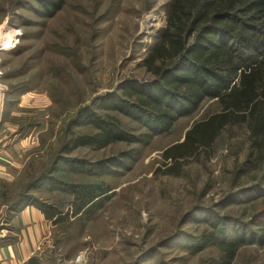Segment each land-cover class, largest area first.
<instances>
[{"label": "rangeland", "instance_id": "obj_1", "mask_svg": "<svg viewBox=\"0 0 264 264\" xmlns=\"http://www.w3.org/2000/svg\"><path fill=\"white\" fill-rule=\"evenodd\" d=\"M10 1L0 0V42L6 39L2 35L8 29L17 38L10 49L0 53V95L7 101L2 121L15 126L17 138L11 143L18 137L23 140L10 147L5 156L8 162L3 161L7 174L1 181L8 187L29 182L28 176L36 178L51 166L60 145L58 133L78 108L101 95L115 93L127 79L150 78L140 62L165 26L170 3L66 0L52 18L20 27L18 20L11 19ZM215 110L211 101H205L190 117L178 119L166 134L135 147L139 155L128 171L100 177L99 181L109 187L102 207L90 217L78 215L57 226L50 222L53 228L41 248V264H198L215 256L211 249L191 255L173 245L150 251L179 229L194 235L206 229L194 222L196 219L182 226L179 222L192 207L211 206L228 191L233 163L240 162L248 150L245 128H231L219 137L205 165L189 161L178 177L157 171L162 150L181 141L193 122ZM121 120L132 125L127 119ZM126 148L123 143L79 147L71 156L95 162ZM35 195L62 214L70 210L73 200L64 192ZM250 204H230L212 212L248 220L257 210ZM7 232L1 231L3 235ZM233 264H264V241L241 247Z\"/></svg>", "mask_w": 264, "mask_h": 264}, {"label": "trees", "instance_id": "obj_2", "mask_svg": "<svg viewBox=\"0 0 264 264\" xmlns=\"http://www.w3.org/2000/svg\"><path fill=\"white\" fill-rule=\"evenodd\" d=\"M65 5L66 0H11V19L18 20L20 27L34 25L52 18ZM140 65L150 75L148 80L127 79L115 93L101 95L69 116L58 133L60 145L47 170L36 178L28 176L29 182L19 186L8 187L0 181V207L5 210L0 233L8 231L0 235V246L15 241L9 220L28 206L39 209L55 226L78 215L90 217L102 207L109 191L99 178L128 171L139 155L135 147L166 134L205 101L217 110L193 122L181 141L162 150L157 171L178 177L189 161L205 165L219 137L231 128H245L248 150L240 162L233 163L228 191L211 206L192 207L179 222L182 226L196 219L206 229L198 235L179 229L150 251L165 245L191 255L211 249L215 256L198 264H233L241 247L263 243L264 0H170L165 26ZM6 105L4 98L3 112ZM116 143L127 148L95 162L71 156L79 147L105 148ZM81 177L93 180L82 182ZM42 191L69 193L70 210L62 214L45 203L35 195ZM240 203L257 209L248 220L212 212ZM196 214L200 217L195 218ZM25 264L41 262L31 257Z\"/></svg>", "mask_w": 264, "mask_h": 264}, {"label": "crops", "instance_id": "obj_3", "mask_svg": "<svg viewBox=\"0 0 264 264\" xmlns=\"http://www.w3.org/2000/svg\"><path fill=\"white\" fill-rule=\"evenodd\" d=\"M20 103H18V106ZM3 102L1 103V106ZM3 108V106H2ZM3 109L0 110V181L7 170L5 156L15 144H20L23 139H15L11 143V139L17 138L14 124H7L2 121ZM12 112H10V117ZM9 117V118H10ZM15 133V134H14ZM17 141L19 143H17ZM10 143V144H9ZM14 144V145H13ZM12 146V147H11ZM11 147V148H10ZM15 151V150H14ZM8 162V161H6ZM6 179V178H5ZM4 207H0V221L4 219ZM9 225L13 230L12 236L15 241L0 246V264H25L31 257L40 259L41 248L44 243L48 242L50 230L53 228L50 221L44 218L42 212L33 207L28 206L15 213L9 220ZM4 231V230H3ZM1 236H4L0 233Z\"/></svg>", "mask_w": 264, "mask_h": 264}, {"label": "built area", "instance_id": "obj_4", "mask_svg": "<svg viewBox=\"0 0 264 264\" xmlns=\"http://www.w3.org/2000/svg\"><path fill=\"white\" fill-rule=\"evenodd\" d=\"M7 32L4 33L2 36L5 37L6 39L4 38H1V42H0V53L7 50V49H10L11 46L14 45V43L16 42L17 38H16V35L12 33V31H10V29L6 30ZM3 39V40H2ZM3 41V42H2ZM1 93V92H0ZM0 98H1V102H2V99L3 97H1L0 95ZM0 102V103H1ZM1 105V104H0Z\"/></svg>", "mask_w": 264, "mask_h": 264}]
</instances>
